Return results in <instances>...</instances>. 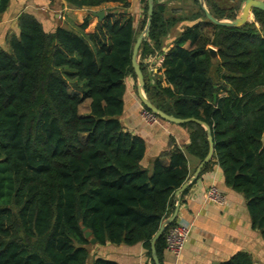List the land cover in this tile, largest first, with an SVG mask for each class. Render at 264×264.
Wrapping results in <instances>:
<instances>
[{
  "label": "trees",
  "instance_id": "trees-1",
  "mask_svg": "<svg viewBox=\"0 0 264 264\" xmlns=\"http://www.w3.org/2000/svg\"><path fill=\"white\" fill-rule=\"evenodd\" d=\"M62 2L74 10L117 4L111 14L118 10L121 19L106 14L91 34L85 33L90 17L78 31L50 32L22 12L17 32L0 46V264H115L93 259L86 231L99 246L143 244L153 264L150 241L189 179L187 156L198 163L206 157L207 133L194 123L178 125L188 144L180 148L170 138L169 150L145 169V142L120 122L124 80L136 83V13L127 0ZM9 4L0 0V20ZM140 4L143 30L147 0ZM193 4L195 12L181 20L165 17V6L154 0L138 54L144 92L163 113L209 127L214 154L198 177L217 165L264 243V12L253 10L254 22L238 28L219 27ZM212 6L217 20L239 17L237 5ZM183 21L192 25L164 53L162 77H149L145 60L163 54L165 38ZM86 102L88 113L80 115ZM175 224L155 243L160 263ZM222 264L254 262L237 252Z\"/></svg>",
  "mask_w": 264,
  "mask_h": 264
},
{
  "label": "crops",
  "instance_id": "crops-1",
  "mask_svg": "<svg viewBox=\"0 0 264 264\" xmlns=\"http://www.w3.org/2000/svg\"><path fill=\"white\" fill-rule=\"evenodd\" d=\"M242 1L205 0V7L210 10L213 8L212 4H216L219 9L237 5L240 14ZM260 1L264 3V0ZM158 3L165 6V17L183 20L195 12L193 0H158ZM109 6L118 5L105 4L99 8L74 10L63 4L62 0H10L8 10L0 20V46L4 45L7 32L13 34L17 32V18L22 12L35 16L46 31L52 32L57 27L77 31L76 28L82 24L83 19L89 17L82 16L84 11L92 9L100 10V8ZM137 7L138 5L135 1L132 3L131 10L136 13ZM58 12H63L65 16L71 14L73 16L72 23L75 27L68 28L65 26L63 21H60ZM94 12L91 11L90 14L92 15ZM113 14L118 15V10L114 11ZM65 16L62 17V20H65ZM250 16L251 20L249 22H254L253 10ZM96 24L92 28V24L90 23L85 33H93ZM191 25L192 23L183 21L173 27L164 40V47L161 49L162 53L167 52L172 47L173 41L187 26ZM209 48H212L216 53L215 48ZM147 71L151 78L154 75L161 77L163 75V70L160 72L153 71L150 74L149 65ZM124 84L125 110L120 118V122L127 131L139 136L145 142V155L142 166L150 170L152 162L169 150V139L173 138L175 143L180 148H183L188 144V132L178 125L165 121L157 120L154 123L150 122L144 116L143 106L137 96V82L135 83L131 77H127L124 80ZM187 161L190 178L199 163L194 158L188 156ZM163 163L167 164V160L164 159ZM211 187L218 190L221 197L219 202H212L207 199V193ZM172 199L174 207L176 204L179 205L176 222L184 221L189 223L192 225V229L181 256L175 259L165 251L161 264H222L237 252L250 254L254 264H264V243L259 233L251 228L245 201L241 195L225 186L222 172L217 165H214L211 170L197 177L178 198L173 195ZM90 250L93 259L100 258L115 264H149L143 244L133 246L94 245L91 246Z\"/></svg>",
  "mask_w": 264,
  "mask_h": 264
},
{
  "label": "water",
  "instance_id": "water-1",
  "mask_svg": "<svg viewBox=\"0 0 264 264\" xmlns=\"http://www.w3.org/2000/svg\"><path fill=\"white\" fill-rule=\"evenodd\" d=\"M197 3L200 7V9L204 12L207 20L212 23L213 25L219 26V27H232V28H238L245 23L249 22L251 20L250 13L252 10H260L264 12V3L260 0H243L241 2L240 6V14L239 17L235 20H217L210 12L209 10L205 7V0H197ZM153 6H154V0H147V13H146V24L144 27V30L142 33L139 34L137 37L135 44L132 49L131 53V67L133 69V72L136 76V90H137V96L138 99L141 103V105L147 109L152 115L158 117L160 120L165 121L167 123H171L174 125H182L186 123H194L197 124L201 127H203L207 133V142H208V152L206 157L199 163L197 166L195 172L193 173L192 177H190L175 193V197H179V195L185 191L190 184H192L200 174L202 168L208 164L212 156L214 154V149H213V143H212V138L210 134V129L209 127L194 118H188V119H179L175 118L173 116L167 115L163 113L162 111L158 110L147 98V95L144 92V86H145V81L143 74L140 69V65L138 62V54H139V49L142 45V43L146 42L148 37H149V30H150V24L152 20V15H153ZM92 16L96 17L98 19V22H101L104 18V12L99 11L92 13ZM209 53L210 55L214 58L216 56L215 51L212 48H209ZM215 88V87H214ZM213 101H216V95H213ZM179 211V205L176 204L173 210V213L165 219L159 226L158 230L156 233L153 235L151 241H150V253H151V260L153 264H161L157 258L156 252H155V243L159 239V237L166 231L168 227L172 225L177 219V214ZM85 231V230H84ZM91 234L89 232H85V237L89 238V243L90 245L94 246L96 244V240L94 238L90 237ZM46 264H52L47 262Z\"/></svg>",
  "mask_w": 264,
  "mask_h": 264
},
{
  "label": "built area",
  "instance_id": "built-area-1",
  "mask_svg": "<svg viewBox=\"0 0 264 264\" xmlns=\"http://www.w3.org/2000/svg\"><path fill=\"white\" fill-rule=\"evenodd\" d=\"M164 54L156 57H152L146 60V63L149 65V73L162 71ZM144 116L150 122H156L158 119L156 116L152 115L150 112L144 110ZM207 199L212 202H219L221 200L218 190L214 187H211L207 193ZM192 225L184 221H177L176 224L170 228L166 234L165 238V251L171 254L175 259H178L181 256V253L184 249L185 243L191 232Z\"/></svg>",
  "mask_w": 264,
  "mask_h": 264
},
{
  "label": "rangeland",
  "instance_id": "rangeland-1",
  "mask_svg": "<svg viewBox=\"0 0 264 264\" xmlns=\"http://www.w3.org/2000/svg\"><path fill=\"white\" fill-rule=\"evenodd\" d=\"M127 1H129V3H130V9H131V7H132V3L133 2H135L136 1V3H137V5H138V7H137V11H136V14H135V16H134V18H135V30L137 31V34H138V36H139V34L140 33H142V31L144 30V28H143V30L141 29L140 30V25H141V22H142V20H143V18H144V14H143V11H142V7H141V4H140V1L141 0H127ZM116 8H118V6H109V7H103V8H100V10L99 9H96V10H94V9H92V10H86V11H84L83 12V15L82 16H85V17H87V16H89L91 19H90V23L92 24V28L94 27V25L98 22V19L96 18V17H91L92 15L90 14L91 13V11H95V12H98V11H103L104 12V15L106 16V14H110V19H121V16H118V15H116V14H111L112 13V10L113 9H116ZM94 12V13H95ZM58 15H59V17H60V21L62 22L63 21V24L65 25V26H67L68 28H70V27H72V26H74L73 25V23H72V18H73V16L71 15V14H68L69 16H65L64 15V13L63 12H58ZM63 16H65V20H62V17ZM84 20V19H83ZM104 20V19H103ZM83 23V22H82ZM89 23V24H90ZM81 25V24H80ZM75 27V26H74ZM145 27V26H144ZM77 29V28H76ZM87 30V29H86ZM78 31V30H77ZM9 32H7V34H8ZM9 34H11V33H9ZM138 60H139V57H138ZM64 75H66V74H64ZM88 113V102H86L85 104H83V105H81L80 106V108H79V114L80 115H86Z\"/></svg>",
  "mask_w": 264,
  "mask_h": 264
}]
</instances>
